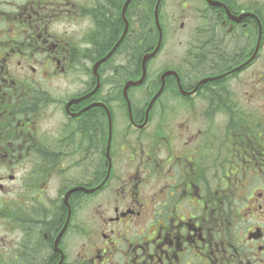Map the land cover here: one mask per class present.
I'll return each instance as SVG.
<instances>
[{"label": "flooded vegetation", "instance_id": "obj_1", "mask_svg": "<svg viewBox=\"0 0 264 264\" xmlns=\"http://www.w3.org/2000/svg\"><path fill=\"white\" fill-rule=\"evenodd\" d=\"M128 1L0 0V264H264V0H184V55L126 88Z\"/></svg>", "mask_w": 264, "mask_h": 264}, {"label": "rangeland", "instance_id": "obj_2", "mask_svg": "<svg viewBox=\"0 0 264 264\" xmlns=\"http://www.w3.org/2000/svg\"><path fill=\"white\" fill-rule=\"evenodd\" d=\"M188 1V0H185ZM184 0H164L163 5L161 6V22L165 26L164 29V41L165 45L162 50V53L151 62V72L155 73L158 70L159 65L163 63H171L172 61H176L180 59L179 56L184 55V49L186 47V41L189 39H194V27L197 24H200V15L196 13L194 10H188L183 12V4ZM257 1V0H256ZM190 4H195L199 6L201 4L200 0H191ZM151 12V11H150ZM149 13V9L144 7L142 16L133 13L131 16L132 26L135 33L136 25L139 20H142L143 24V34H144V17ZM102 17V16H101ZM91 17H83L79 22L73 24L69 28H75V30H81L80 35L84 36L85 33L88 32L90 26ZM182 24H184L182 26ZM148 29H152L149 28ZM133 33V35H134ZM145 35V34H144ZM180 41L183 43L181 44ZM128 69H133L131 67V62L128 60ZM125 64V63H124ZM56 82H54L55 86ZM56 91L53 89V93ZM166 119L168 113L165 114ZM184 113H178L177 119H182ZM22 167L24 170H20L17 174L21 177L28 171L29 164L24 161ZM33 180L36 178V175L32 176ZM21 181L17 180L14 182L13 188H20ZM8 222L2 218H0V249L8 247V242L10 238V234L8 233Z\"/></svg>", "mask_w": 264, "mask_h": 264}, {"label": "trees", "instance_id": "obj_3", "mask_svg": "<svg viewBox=\"0 0 264 264\" xmlns=\"http://www.w3.org/2000/svg\"><path fill=\"white\" fill-rule=\"evenodd\" d=\"M156 1L157 0H142L143 8L146 7L149 9V13L145 15L144 17V25H145L144 34L145 35L143 34V47H142L144 55L145 53L151 51L156 46L158 39H159V33H158L157 26H156V21H155ZM107 23L109 25H106L104 28H102V33H103L102 41L107 39V36H109V34H112L111 32L112 28L116 27L117 30L120 28V30L118 31H121V28L123 26V18L121 15H119L118 17H115L114 15H112V17H110L109 22ZM148 27L152 29L149 30Z\"/></svg>", "mask_w": 264, "mask_h": 264}, {"label": "water", "instance_id": "obj_4", "mask_svg": "<svg viewBox=\"0 0 264 264\" xmlns=\"http://www.w3.org/2000/svg\"><path fill=\"white\" fill-rule=\"evenodd\" d=\"M129 1H128V3H129ZM160 2H161V0H158L157 7H156V11H155V19H156V23H157V26H158L159 32H160V40H159L158 46L156 47V49L153 52L148 53L147 55H145V57L143 59V77L139 81H137V82H129L127 84L126 88H128L131 84H135L136 85V84L141 83L144 80V78L146 76V73H147V68H146L147 61L150 58L154 57L158 53V51L160 49V46L162 44V40H163V30H162V26H161V23H160V16H159V6H160ZM103 60H105V58ZM103 60L99 61V63H101ZM99 63H97V64H99Z\"/></svg>", "mask_w": 264, "mask_h": 264}]
</instances>
